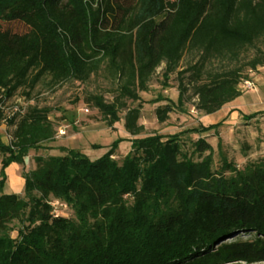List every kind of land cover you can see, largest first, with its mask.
I'll return each mask as SVG.
<instances>
[{
  "label": "trees",
  "instance_id": "obj_1",
  "mask_svg": "<svg viewBox=\"0 0 264 264\" xmlns=\"http://www.w3.org/2000/svg\"><path fill=\"white\" fill-rule=\"evenodd\" d=\"M160 66L165 79L177 74L178 104L190 92L198 112L219 111L264 67V0H0V125L14 127L0 141V264L264 263V163L213 170L207 157H184L177 135L134 138L144 131L139 94ZM102 69L113 100L89 101L110 126L124 113L134 139L122 164L113 150L94 162L75 150L37 156L23 196L4 194L3 170L55 136L48 108L7 102L30 99L44 80L84 84ZM173 110L156 107L157 122ZM193 148L212 150L202 138ZM51 198L74 219L56 216Z\"/></svg>",
  "mask_w": 264,
  "mask_h": 264
},
{
  "label": "rangeland",
  "instance_id": "obj_2",
  "mask_svg": "<svg viewBox=\"0 0 264 264\" xmlns=\"http://www.w3.org/2000/svg\"><path fill=\"white\" fill-rule=\"evenodd\" d=\"M5 28L18 34L25 32L24 26L19 23L9 24ZM184 65L185 61L181 68ZM162 69L163 66L157 68L147 90L139 94L142 103L139 124L143 125L144 131L134 138L160 135L165 140L177 135L184 157L193 161L207 157L213 170L222 161L229 162L237 171L264 163V67L246 73L245 81L253 85L252 90L240 86L241 96L211 115H204L195 109L196 99L191 97L190 92L185 94L183 105L178 104L177 74L165 79ZM46 83L45 80L40 83L30 99L19 92L7 102V107L17 106L22 109L28 105H37L48 108L49 119L55 128L54 140L45 144L44 149L30 150L23 159V165L17 164L15 172H6L11 164L3 170L6 177L3 188L9 194L23 196L24 183L20 182L23 179L22 173L35 169L34 160L37 156H63L65 151L75 150L94 162L113 150L112 159L121 165L131 152L130 140L134 138L124 129V113H119V120L110 126L89 101L90 96H101L106 103L113 100V85L104 77L103 69L84 84L71 82L48 87ZM165 103L171 104L174 110L164 123L159 124L155 118V109L157 105ZM136 105L137 102L129 103V107ZM249 115L254 116L247 118ZM13 129L7 123L0 125V141L4 145L9 143ZM199 138L211 146L210 153L199 156L193 152V144ZM1 160L0 156V175ZM50 205L56 216L74 219L71 208L59 200L51 198ZM18 227L17 222L9 225L11 238H16Z\"/></svg>",
  "mask_w": 264,
  "mask_h": 264
},
{
  "label": "crops",
  "instance_id": "obj_3",
  "mask_svg": "<svg viewBox=\"0 0 264 264\" xmlns=\"http://www.w3.org/2000/svg\"><path fill=\"white\" fill-rule=\"evenodd\" d=\"M166 104V103H165ZM165 104H160V105H157L156 107H158V106H162V105H165ZM18 168V166H17V164H11L8 168H7V173L10 171V170H13L14 172L16 171V169ZM21 176V175H20ZM7 177H8V175H7ZM17 177H19V176H17ZM20 182H23L24 183V180L23 179H21L20 180ZM3 192H5L4 191V188H3ZM5 194H9L8 192H5ZM12 194V193H11Z\"/></svg>",
  "mask_w": 264,
  "mask_h": 264
},
{
  "label": "built area",
  "instance_id": "obj_4",
  "mask_svg": "<svg viewBox=\"0 0 264 264\" xmlns=\"http://www.w3.org/2000/svg\"><path fill=\"white\" fill-rule=\"evenodd\" d=\"M240 86H242L241 88H249L250 90H252V88H253V85L250 84L249 82H246L245 80L239 85V87ZM85 112H87V110H85ZM61 134H62V132H61Z\"/></svg>",
  "mask_w": 264,
  "mask_h": 264
}]
</instances>
